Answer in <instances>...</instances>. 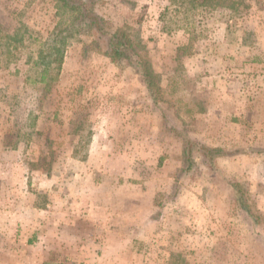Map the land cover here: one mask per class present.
I'll list each match as a JSON object with an SVG mask.
<instances>
[{
  "label": "rangeland",
  "instance_id": "374dc122",
  "mask_svg": "<svg viewBox=\"0 0 264 264\" xmlns=\"http://www.w3.org/2000/svg\"><path fill=\"white\" fill-rule=\"evenodd\" d=\"M94 11L154 94L87 30L45 88L38 55L65 19L51 0H0V264H264V0ZM186 140L221 152L188 160Z\"/></svg>",
  "mask_w": 264,
  "mask_h": 264
},
{
  "label": "trees",
  "instance_id": "16d2710c",
  "mask_svg": "<svg viewBox=\"0 0 264 264\" xmlns=\"http://www.w3.org/2000/svg\"><path fill=\"white\" fill-rule=\"evenodd\" d=\"M59 12L62 14L64 20V37L55 39L54 43L49 47V52L46 55L39 53L36 64L42 65L43 69L40 72V82L45 84V88L51 81L48 79L49 67L53 64L54 70L59 71L62 65L64 50L66 47L65 40L75 34H79L82 30L93 31L100 39L105 42V54L112 62L125 63L136 67L140 73L142 80L150 93L154 94L156 89L153 80L152 72L149 66L140 57L134 48L133 43L129 39L127 33L122 30L115 32L109 31L106 28L105 20L94 11L96 0H51ZM233 6V5H232ZM6 41H14L11 37H5ZM58 46V47H57ZM198 150L207 159L209 163L213 158L220 154L221 151L217 149H210L203 146L196 145L193 141L186 140L184 156L189 160L191 152ZM186 160L188 164L190 162ZM236 201L239 204L240 210L246 214L249 213L248 207L244 204L241 196L236 192Z\"/></svg>",
  "mask_w": 264,
  "mask_h": 264
}]
</instances>
